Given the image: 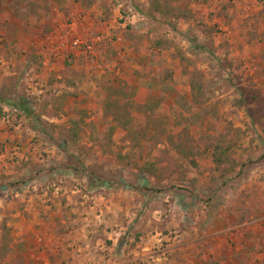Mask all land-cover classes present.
<instances>
[{
    "label": "rangeland",
    "instance_id": "1",
    "mask_svg": "<svg viewBox=\"0 0 264 264\" xmlns=\"http://www.w3.org/2000/svg\"><path fill=\"white\" fill-rule=\"evenodd\" d=\"M31 4L15 11L14 30L0 24V75L22 76L0 118L10 131L26 123L33 139L31 156L5 170L14 201L58 202L73 215L107 199V223L97 211L88 229L106 230L107 247L118 240L107 264L181 262L192 251L177 232L191 229L174 220L185 213L222 205L233 216L238 202L264 219V0ZM107 25L113 42L130 40L119 64L112 46L107 64ZM156 44L160 56L149 52ZM67 225L52 242L35 239L40 253L51 254Z\"/></svg>",
    "mask_w": 264,
    "mask_h": 264
},
{
    "label": "crops",
    "instance_id": "2",
    "mask_svg": "<svg viewBox=\"0 0 264 264\" xmlns=\"http://www.w3.org/2000/svg\"><path fill=\"white\" fill-rule=\"evenodd\" d=\"M20 1L26 2L21 3ZM20 1L17 9L16 7L13 8L15 11L20 8H29L33 0ZM0 3L6 9L7 6L12 5L11 0H0ZM15 11L13 12L10 9L9 11L0 10V24L1 22L3 25L5 24L6 31L14 30L13 27L17 23ZM5 15L8 17L5 18ZM22 23L27 25L30 21H26L24 18ZM112 31L111 27L109 28L107 25V64L109 61L108 55L111 53L108 54L110 46L115 47L113 49L116 50L115 57L111 56V58L119 64L121 53L124 55L123 46L124 44L129 46L130 40L125 38V34H120L117 40L113 42L112 36L114 34H112ZM152 47L149 52H153L154 55L157 53L160 56L161 47L159 45ZM14 75H0V107L4 110L12 106V103H16L14 99L16 95H21L19 84L22 76L20 74L18 76ZM142 91L146 92L148 89L145 88ZM138 94H140V91H138ZM6 96H12L13 98H6ZM16 107L17 105L14 108ZM22 120L28 121L30 119H27L26 115L23 114ZM4 121L0 118V264H92L96 260L98 264H107L104 259L106 250L113 260L114 253L118 252V250H115V247L118 246V240L114 239L115 241L107 247V242L105 244V239H107L106 230L99 232L88 230L91 227L90 225H96V220L91 219L96 217L97 211L101 212L100 218L97 219H105L107 223V199L103 198L102 201L99 200V203L93 201L94 207L92 203L87 209L86 206L79 204L81 207L77 206L73 215L66 210H62L58 202L52 203V206H42L37 202L32 204V202L30 203L31 200L26 201L23 198L21 199L24 203L22 206L19 201H14V199H19L18 197L21 195L10 185L13 172H5V170H8V166H11L9 160L13 156L16 159H27L31 156L33 146L30 142L33 139L32 134H29L30 128L26 123L22 122L20 126L15 127L16 131H10L5 126ZM84 202L87 204V201ZM216 202L218 203V200H215ZM177 205L174 204L173 208L180 207ZM234 205L235 209H232L233 216L225 212L223 206L220 205L221 209L219 207L216 210L217 207H215V212L210 213L211 215L208 210L206 212L202 210L200 212L202 214H199V216H191L185 213V218L184 216L182 218V215L178 217L179 219L176 218L174 221L176 224L179 223L177 225H180L182 219H185V226L191 229L189 235L187 231H178L176 239L181 238L184 241L185 254H187V249L192 252L191 255H185L181 262L180 260L178 262L173 260L171 264H264V219L258 218L255 220L254 217L249 215V210L242 209L245 207L242 203L237 202ZM20 207L23 208V211L18 210ZM97 207L98 209H96ZM201 207L205 208L202 204ZM182 212L186 211L182 210ZM59 222L64 225L68 223V225L66 228L64 227L66 229L64 233L61 232V236L56 239L55 248L50 251L51 254L46 255L44 251L40 253L39 248L41 246L35 245V239L41 238L44 241H54V230L58 229L57 224ZM56 227L57 229H55ZM125 248L127 246H124ZM122 250L120 248L121 253ZM131 253L138 254L136 251H131Z\"/></svg>",
    "mask_w": 264,
    "mask_h": 264
},
{
    "label": "trees",
    "instance_id": "3",
    "mask_svg": "<svg viewBox=\"0 0 264 264\" xmlns=\"http://www.w3.org/2000/svg\"><path fill=\"white\" fill-rule=\"evenodd\" d=\"M156 10V8H154ZM15 109H18L19 111H21L24 115H29L30 114V110H28L25 105L20 104L19 106H17Z\"/></svg>",
    "mask_w": 264,
    "mask_h": 264
},
{
    "label": "built area",
    "instance_id": "4",
    "mask_svg": "<svg viewBox=\"0 0 264 264\" xmlns=\"http://www.w3.org/2000/svg\"><path fill=\"white\" fill-rule=\"evenodd\" d=\"M80 45H82V43H81L79 40H76V41L73 43V47L80 48Z\"/></svg>",
    "mask_w": 264,
    "mask_h": 264
}]
</instances>
